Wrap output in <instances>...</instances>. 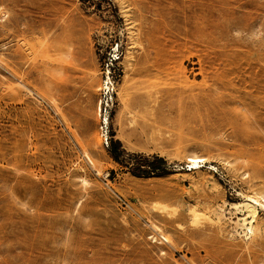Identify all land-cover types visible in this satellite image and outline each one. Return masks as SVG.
<instances>
[{
    "label": "rangeland",
    "instance_id": "rangeland-1",
    "mask_svg": "<svg viewBox=\"0 0 264 264\" xmlns=\"http://www.w3.org/2000/svg\"><path fill=\"white\" fill-rule=\"evenodd\" d=\"M263 187L264 0H0V264H264Z\"/></svg>",
    "mask_w": 264,
    "mask_h": 264
},
{
    "label": "bare ground",
    "instance_id": "bare-ground-1",
    "mask_svg": "<svg viewBox=\"0 0 264 264\" xmlns=\"http://www.w3.org/2000/svg\"><path fill=\"white\" fill-rule=\"evenodd\" d=\"M102 86H103V88H107V85H105L104 82H103ZM117 95H119V97L122 98V96L119 92ZM177 154L184 157V159L186 160L187 164L190 167V171L192 169H195V170L199 169L200 167H202L204 165L203 163L207 160L206 157L199 155L196 152L189 150V149L184 150V151L178 149ZM212 167H214V166H212ZM208 168L211 169V167H208ZM82 181L85 182L86 180L82 179ZM241 204H242L241 206H243V208L245 209V212H244L245 214L242 217V221L245 222L246 220H248L249 226L247 227V229H248V232H251L252 231V229H251L252 228V222H254V221L257 222L258 207H260L262 209V213L264 214V187L258 189L257 191H254L252 193L243 194V200H242ZM158 208L165 209L166 206L159 204ZM191 213L193 214L194 218L197 219L199 213L197 212V210L195 208H191ZM163 238H164V240H167L168 236L166 234H164Z\"/></svg>",
    "mask_w": 264,
    "mask_h": 264
},
{
    "label": "trees",
    "instance_id": "trees-1",
    "mask_svg": "<svg viewBox=\"0 0 264 264\" xmlns=\"http://www.w3.org/2000/svg\"><path fill=\"white\" fill-rule=\"evenodd\" d=\"M114 146L111 148V150H112V152H114ZM157 161H158V163L157 162H155V161H153V162H151V171H154V170H156L157 168H159V163H161V162H163V159L162 158H160V157H158L157 158ZM149 171H146V170H141V169H137V170H135V173L136 174H142V173H148Z\"/></svg>",
    "mask_w": 264,
    "mask_h": 264
}]
</instances>
